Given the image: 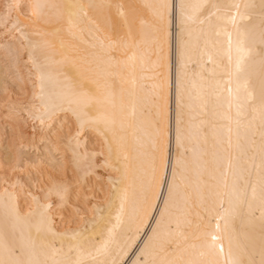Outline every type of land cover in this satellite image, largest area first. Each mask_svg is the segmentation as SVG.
Masks as SVG:
<instances>
[{
  "label": "bare ground",
  "instance_id": "bare-ground-1",
  "mask_svg": "<svg viewBox=\"0 0 264 264\" xmlns=\"http://www.w3.org/2000/svg\"><path fill=\"white\" fill-rule=\"evenodd\" d=\"M0 24V264H264V0Z\"/></svg>",
  "mask_w": 264,
  "mask_h": 264
},
{
  "label": "rangeland",
  "instance_id": "rangeland-1",
  "mask_svg": "<svg viewBox=\"0 0 264 264\" xmlns=\"http://www.w3.org/2000/svg\"><path fill=\"white\" fill-rule=\"evenodd\" d=\"M0 25H2V24H0ZM7 25V23H5V26ZM3 26H4V24H3ZM3 26H0V30L3 28ZM1 32V35L3 34V31H0ZM99 172H101V175H104L105 174V172L104 171H99Z\"/></svg>",
  "mask_w": 264,
  "mask_h": 264
}]
</instances>
